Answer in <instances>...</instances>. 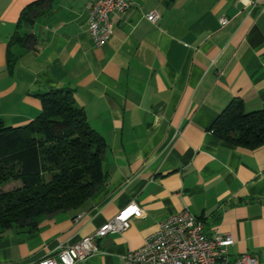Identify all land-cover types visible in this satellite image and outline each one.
<instances>
[{
	"label": "crops",
	"instance_id": "0c3cea01",
	"mask_svg": "<svg viewBox=\"0 0 264 264\" xmlns=\"http://www.w3.org/2000/svg\"><path fill=\"white\" fill-rule=\"evenodd\" d=\"M33 1L0 0V117L25 124L41 111L36 93L70 89L106 142L104 181L78 208L41 216L36 231L1 235L0 264H37L131 201L140 215L75 264H124L183 209L207 234L232 236L229 258L247 253L264 264V144L232 145L209 129L233 98L245 111L264 108V0H133L110 14L113 32L100 47L87 31L92 0H52L19 23ZM16 32L34 41L8 53Z\"/></svg>",
	"mask_w": 264,
	"mask_h": 264
},
{
	"label": "trees",
	"instance_id": "16d2710c",
	"mask_svg": "<svg viewBox=\"0 0 264 264\" xmlns=\"http://www.w3.org/2000/svg\"><path fill=\"white\" fill-rule=\"evenodd\" d=\"M51 2L27 4L19 23H32ZM33 39L32 33L16 32L7 52L12 44L29 47ZM7 59L12 66L8 54ZM36 96L41 111L27 123L12 126L0 117V236L36 231L41 216L78 208L104 181L101 162L106 142L91 128L72 91L55 88ZM209 129L229 144L255 148L264 144V108L245 111L242 100L233 98ZM10 181L21 185L1 190Z\"/></svg>",
	"mask_w": 264,
	"mask_h": 264
},
{
	"label": "built area",
	"instance_id": "2783aa9c",
	"mask_svg": "<svg viewBox=\"0 0 264 264\" xmlns=\"http://www.w3.org/2000/svg\"><path fill=\"white\" fill-rule=\"evenodd\" d=\"M132 3L133 0H92L86 23L94 46H102L112 35L110 14L123 12ZM144 16L154 22L158 14L148 12ZM220 21L224 24L227 18L222 17ZM140 212L139 206L131 201L94 233L71 244L60 245L53 255L43 257L37 264H75L85 259L97 252L98 238L126 230ZM233 242L230 234H207L203 221L183 209L159 221L157 230L148 235L140 247L125 254L124 264H258L256 258L247 253L229 258L226 248Z\"/></svg>",
	"mask_w": 264,
	"mask_h": 264
},
{
	"label": "rangeland",
	"instance_id": "374dc122",
	"mask_svg": "<svg viewBox=\"0 0 264 264\" xmlns=\"http://www.w3.org/2000/svg\"><path fill=\"white\" fill-rule=\"evenodd\" d=\"M21 184L19 181H10L8 183H6L5 185H3L1 187V190L3 191H9V190H12V189H15L17 187H19Z\"/></svg>",
	"mask_w": 264,
	"mask_h": 264
}]
</instances>
